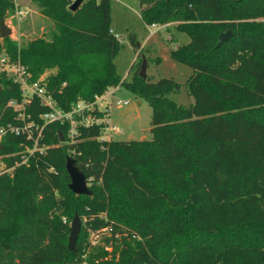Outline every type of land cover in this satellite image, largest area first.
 I'll return each instance as SVG.
<instances>
[{
  "label": "trees",
  "instance_id": "16d2710c",
  "mask_svg": "<svg viewBox=\"0 0 264 264\" xmlns=\"http://www.w3.org/2000/svg\"><path fill=\"white\" fill-rule=\"evenodd\" d=\"M49 21L45 34L23 44L0 40L11 65L26 69L57 105L79 102L101 117L97 98L125 88L152 108V140H102L104 127L78 129L47 123L39 146L9 133L0 157L10 173L0 176V264H79L68 247L76 214L86 228H107L103 244L84 264H264V0H139L148 26H168L189 36L172 51L193 74L185 84L190 107L171 99L173 79H143L142 51L129 71H117L120 42L111 31V0H33ZM15 0H0V21ZM233 37L221 46L219 36ZM2 41V42H1ZM23 101L20 84L0 71V128L17 126L8 107ZM49 110L34 96L25 111L36 123ZM65 139L61 142V136ZM85 174L91 196L70 188L67 159ZM27 158V157H26Z\"/></svg>",
  "mask_w": 264,
  "mask_h": 264
},
{
  "label": "rangeland",
  "instance_id": "374dc122",
  "mask_svg": "<svg viewBox=\"0 0 264 264\" xmlns=\"http://www.w3.org/2000/svg\"><path fill=\"white\" fill-rule=\"evenodd\" d=\"M5 23L12 30L10 37L17 40L19 44L43 36L50 26L49 21L43 17L33 0H15V11L8 19H5ZM111 31L121 45L115 63L122 79L130 80L129 71L133 63L137 61L136 49H138L142 51L141 59L145 57L148 61L147 74L153 81L167 78L181 85V90L170 96L174 102L184 107H190L194 103V98L189 95L185 87L193 74V69L172 56L173 50L189 43L190 38L187 34L178 31L174 25L148 26L142 19L139 0H111ZM0 40H2L1 35ZM2 58H4V52H0V60ZM3 68H10V66L0 63V71ZM26 91L28 92L29 88ZM119 101H130L131 104L136 105V110L125 113L127 107L119 106L117 104ZM108 106L110 123L122 130L121 133L113 134V140H152L153 111L148 103L125 88H120L101 103V107ZM73 218L66 216L63 218L70 229ZM81 220L80 234L86 231L88 235H85L83 253L79 257V264H84L87 254L91 252L92 247H96L91 242L93 233L96 231L86 228V219L81 218ZM108 235V232H101L98 236L99 244H103L104 238Z\"/></svg>",
  "mask_w": 264,
  "mask_h": 264
},
{
  "label": "built area",
  "instance_id": "2783aa9c",
  "mask_svg": "<svg viewBox=\"0 0 264 264\" xmlns=\"http://www.w3.org/2000/svg\"><path fill=\"white\" fill-rule=\"evenodd\" d=\"M1 64L8 65L10 68H3V70L11 77L14 78V82L20 84L22 88V93L24 96L23 101L12 99L8 102V107L17 113L16 119L22 122L21 125L13 126L9 125L7 127L0 128V144L4 137L9 134L25 135L29 140L32 141V146L26 147V155L23 156L22 163L28 161L27 155H32L36 152L43 153L44 148L39 146L40 140L43 138L44 128L47 123L59 122L61 124H67L69 126L67 138L69 142H73L78 134V129L82 127H90L95 125H101L104 127L102 140H113L114 133H121L117 126L110 123V109L108 107H101V103L108 99L109 95L118 89L110 90L106 95L101 98H97L99 104L98 108L104 115L99 117L96 114L90 113L89 108L91 105L79 102L74 105L69 110H65L59 107L56 101L53 99L45 87L41 85L40 82L29 83L26 79V69L18 66L11 65L8 63L7 59L4 57L0 60ZM29 88L27 92L26 89ZM37 96L43 105L48 106L49 110L40 116L43 124L36 123L32 120V116L27 114L25 111L26 105L32 101V98ZM119 106H129L130 101H119L117 103ZM27 157V158H26ZM12 168L7 167L4 159L0 157V176L10 173ZM89 183V182H88ZM101 232H108V229L98 230L93 233L92 245L97 246L100 242L99 234Z\"/></svg>",
  "mask_w": 264,
  "mask_h": 264
},
{
  "label": "water",
  "instance_id": "95a60500",
  "mask_svg": "<svg viewBox=\"0 0 264 264\" xmlns=\"http://www.w3.org/2000/svg\"><path fill=\"white\" fill-rule=\"evenodd\" d=\"M83 1L84 0H75L69 9L72 12L77 11V9L80 7ZM11 34H12V30L6 25L5 20L1 19L0 21L1 38L4 39L10 37ZM232 37H233L232 30H228L227 32L220 34L217 46L219 47L222 44L228 42ZM147 70H148V61L145 57H143L141 71L139 73L141 78L146 79L148 77ZM135 110H136L135 105L132 103L129 106H127L125 113ZM60 136H61L60 141L64 142L65 139L63 138L62 135ZM1 147L2 146H0V148ZM66 170L71 178V183L69 184L70 190L76 195L91 196L92 191L89 188L88 179L86 178L85 174L79 169V167L76 165V160L74 158L69 157L67 159ZM81 230H82V220L80 216L76 214L72 221L69 243H68L69 249L73 252L77 251V243Z\"/></svg>",
  "mask_w": 264,
  "mask_h": 264
},
{
  "label": "crops",
  "instance_id": "0c3cea01",
  "mask_svg": "<svg viewBox=\"0 0 264 264\" xmlns=\"http://www.w3.org/2000/svg\"><path fill=\"white\" fill-rule=\"evenodd\" d=\"M135 105V104H134ZM135 108H136V105H135Z\"/></svg>",
  "mask_w": 264,
  "mask_h": 264
}]
</instances>
